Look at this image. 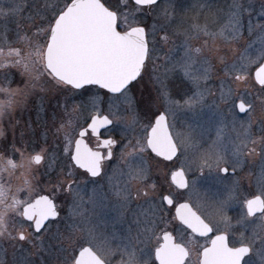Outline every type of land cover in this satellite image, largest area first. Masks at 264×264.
I'll return each mask as SVG.
<instances>
[{
  "label": "snow or ice",
  "instance_id": "obj_1",
  "mask_svg": "<svg viewBox=\"0 0 264 264\" xmlns=\"http://www.w3.org/2000/svg\"><path fill=\"white\" fill-rule=\"evenodd\" d=\"M253 12L245 0L226 11L215 0L187 8L180 0H0V120L33 93L98 85L113 94L108 114L96 98L87 116L67 104L54 114L62 145H25L0 127V247L11 248L10 264H264V11ZM13 69L22 87H10ZM146 77L155 89L131 95ZM120 105L128 116L116 115ZM82 119L91 122L77 132ZM121 120L132 135L104 140L106 155L84 142L89 128L98 134ZM117 145L109 192L93 187L85 199L83 185L96 181L79 180L77 169L101 177ZM149 149L173 162L171 183L182 191L157 200ZM251 167L259 194L244 201L237 223L252 233L230 246L227 209ZM170 207L190 238L177 242L166 230Z\"/></svg>",
  "mask_w": 264,
  "mask_h": 264
},
{
  "label": "rangeland",
  "instance_id": "obj_2",
  "mask_svg": "<svg viewBox=\"0 0 264 264\" xmlns=\"http://www.w3.org/2000/svg\"><path fill=\"white\" fill-rule=\"evenodd\" d=\"M194 2V0H180V4L182 7L187 8L189 5H191ZM232 2V0H215V3L217 4V6L221 9H224L225 11L227 10V6ZM246 3H251L254 7V12H253V16H258L260 14L261 11H264V8H262L261 6V0H245ZM151 13L149 14V22L151 21ZM255 37H251L249 38L247 35V32H245V39L246 40H250V39H254ZM13 82L10 85V87L15 88L17 86H21L19 85V74L18 71L13 69ZM4 82L2 80H0V84H3ZM4 86H9L7 84H4ZM87 89V91H85L84 89L81 90H74L72 92H59L58 90L53 89L50 92L47 93H33L30 94L26 99L23 100V103L18 104L14 111L11 112V114H6L2 120H0V127L3 128L4 132L6 133V135L8 136V134H10L11 136L14 134L17 140H20V138H22L23 135V130L25 127V123L22 119L21 114H23V107L30 102H37V103H42L44 104L43 109H45V103L47 100H51V95L52 92H54V94H56V96H58L60 98V101H62V107L60 108L59 114L63 113V108L64 105H78V106H82L83 107V114L84 116H87L88 113L91 111V107H90V101L92 98H96L99 105H100V109L102 108V104H108L107 102L110 101V98L112 96H108V94L106 95V93H104L102 90L100 89H96V88H85ZM149 89L154 90L155 89V83L154 81H150L149 78H145L144 81H142L139 85L136 86V88H133L131 95L139 98L141 96V90H143V92L146 94L147 91ZM6 97H4L3 95H0V99H5ZM178 98V97H177ZM72 106H68L69 110H71ZM124 105H122V114L117 115L118 117H125L128 116L129 113L124 111ZM102 110V109H101ZM161 111H163V109H161ZM241 118L244 117V114L241 113L240 114ZM57 116H55L56 118ZM58 119V118H57ZM184 117L183 116H178L177 118V128H180L183 125L184 122ZM169 120H171V116H169ZM122 121V120H121ZM41 122V120L39 121V123ZM46 121H44L43 119V123L44 125ZM80 122H84L83 119ZM143 123H147V121H142ZM154 122V120H153ZM122 124V134H121V140L123 139L124 136H131L132 133L127 132L125 130L124 124L123 122H121ZM50 125V130L46 131L44 133H42L41 135H44L46 137H49L50 135H52V133H56V127L58 126V120L53 122V123H49ZM24 126V127H23ZM42 126V124H41ZM81 126V125H80ZM46 128V126H45ZM53 128V129H52ZM80 128V127H79ZM79 128L76 129V131L78 132ZM22 134V135H21ZM138 137L143 135V133L138 129L137 132L135 133ZM213 137L215 135L214 130H213ZM57 136V135H56ZM77 136V135H76ZM51 137V136H50ZM58 137V136H57ZM43 138V137H42ZM45 138V137H44ZM50 140V139H49ZM52 140V139H51ZM59 142H49L47 144L45 143H35V144H28L30 146H35V145H41V146H54V145H62L63 141L62 138L58 137V139H56ZM55 140V141H56ZM19 147V144H18ZM31 150V147L30 149ZM37 151L39 150L38 148L36 149ZM57 151H59V149H56ZM145 158L151 163L152 165V177H153V181L157 184V190H156V198L157 200H159L160 198V193L161 191H163L164 195H168L169 192H177V191H182V190H177L174 185L171 183L170 180V171H174L175 170V166L173 164V162H166L163 161L151 154H149V150L146 151L144 153ZM178 166V165H177ZM249 173H251V175H249ZM84 173H80L78 172V176L77 178L79 180H84V181H91L87 175H83ZM259 175V169L258 167H251V168H245L244 171L240 174V180H241V187L239 190V193L237 194V199L235 201H233L231 203V205L229 206V208L227 209V215L229 217H231V222L233 225L232 230L230 231V234L233 236H235L237 239L240 238V234L241 232H244V234L246 236H250L252 233V227L249 226L247 228H245L244 224H240L237 223L238 220H240L246 213V209H245V203L244 201L246 199H250L253 197V195H258L259 194V190L257 188V177ZM104 177V176H103ZM102 177V179H103ZM96 181L95 184L89 182L85 185H83V193L85 194V199L88 198L89 195V190L94 187L97 186L99 184V180H94ZM209 182H205V188H207ZM40 186L37 185L36 186V190L39 191ZM205 188H202L201 191L204 192ZM215 192V188H212L211 190L207 191V196L208 197H212L214 195ZM42 193V192H41ZM21 199L26 198V193H22L20 196ZM58 203L62 204L63 201H58ZM170 213L169 209L166 208L165 209V215L166 218L168 220V224L169 226L166 229H170L172 227L175 226V219L173 217V215ZM258 217L259 214H257L256 217H249L248 221L249 224H254L255 222H258ZM107 227L109 228V230H111L112 224L109 221ZM118 227H127V225H119ZM158 235H161L162 233L158 232ZM184 234V236L186 238H190L191 236L187 233H185L184 231H180L179 235ZM180 237V236H179ZM200 245H204V242L202 241H198ZM152 247H156L157 243L155 241V239L152 240L151 242ZM4 247H0V264H3V262L5 260L9 261V264L12 260V254L11 251L5 253L4 251ZM253 259H256L255 257H253ZM192 260L195 261L196 260V254L195 252H193L192 255Z\"/></svg>",
  "mask_w": 264,
  "mask_h": 264
},
{
  "label": "flooded vegetation",
  "instance_id": "obj_3",
  "mask_svg": "<svg viewBox=\"0 0 264 264\" xmlns=\"http://www.w3.org/2000/svg\"><path fill=\"white\" fill-rule=\"evenodd\" d=\"M85 88H96V89H100L102 90L104 93H107L106 90H103L102 88H99L97 86H88ZM108 96H113V94L111 93H107ZM51 100H47L45 103V109H43V102L40 103H27L24 107H23V114H21L22 119L25 123V127L23 130V135L22 138H20L19 141H21L22 143H24L25 145L28 144H35V143H45V136L41 135L42 133L49 131L50 125L49 123H53L55 121H57L58 117L55 118L54 114H59L60 108L62 107L60 98L58 96H56V94H54V92H52L51 95ZM108 104H102V111L104 114H108V108H109V102H107ZM69 107L72 106L71 104L68 105ZM122 105H120V109L119 111L116 113V115H120L122 114ZM111 118V117H110ZM43 119L44 121H46L45 125L43 123ZM41 120V122L39 123V121ZM90 122V120L85 123V122H80V128L78 131H81L84 128L88 127V123ZM122 122V121H121ZM120 123H114L113 125H108L107 127H105L104 129H102L98 135H95L92 131L88 130V132L84 135V139L87 143V145L92 148L93 150H99L102 153H107V148L105 146L102 145V140H106V139H115L117 141L121 140V134H122V124ZM154 123V122H153ZM42 124V126H41ZM46 126V128H45ZM53 129V128H52ZM150 130V129H149ZM51 136V137H50ZM49 137H47V143L49 142H59L56 139H58V137L56 136L55 132L52 133V135H50ZM8 137H11L10 134H8ZM43 137V138H42ZM78 135L76 136V139H78ZM50 139V140H49ZM52 139V140H51ZM56 140V141H55ZM113 157L111 160L105 159V161L103 162V168H104V173H107V175H105L104 173H102L101 177H90V174H86L88 176V178L91 181L94 180H99V184L97 186H94L98 189L102 188V190L105 193L109 192V188L107 186V177L112 175V171L114 169H116L119 165V145H117L116 147L113 148ZM149 154L155 156L150 150H149ZM157 157V156H155ZM159 158V157H157ZM161 159V158H159ZM163 160V159H161ZM169 162V161H166ZM77 172L80 173H85L86 170L85 169H77ZM104 176V177H103ZM103 177V179H102ZM171 180V179H170ZM175 187V186H174ZM93 188V187H92ZM92 188L89 190V195L91 194V190ZM41 194H47V192H42ZM184 202L183 200H177L176 203H181ZM170 213L173 215V217H175V208L174 207H170L168 208ZM245 209H246V205H245ZM247 211V210H246ZM170 214V215H171ZM167 231L172 232L173 236L177 237V242H179V232L184 231L185 233L189 234L190 236L191 231L188 230L186 228V226L182 225L181 222L178 219H175V226L170 228V229H166ZM216 234L219 233H210L209 236L210 237H214ZM162 235V234H161ZM198 241H203L204 244L207 243V238L204 237H197ZM236 240H238L234 235L232 236L229 233V244L230 246H239L236 244ZM163 240L161 239L160 243H162ZM11 251V248H9V252ZM155 264H159L158 261H155Z\"/></svg>",
  "mask_w": 264,
  "mask_h": 264
},
{
  "label": "water",
  "instance_id": "obj_4",
  "mask_svg": "<svg viewBox=\"0 0 264 264\" xmlns=\"http://www.w3.org/2000/svg\"><path fill=\"white\" fill-rule=\"evenodd\" d=\"M86 86H91V85H86ZM85 86V87H86ZM93 86H98V85H93ZM98 87H100V86H98ZM104 90H106V89H104ZM107 91V90H106ZM91 122V121H90ZM89 122V123H90ZM105 127H107V126H105ZM105 127H102V128H100L99 129V132L102 130V129H104ZM83 130V129H82ZM88 130H90V131H92L90 128L88 129ZM150 131V130H149ZM95 135H98V134H96V133H94ZM78 139H80V137H78ZM83 140H84V142L86 143V141H85V139L83 138ZM104 140H102V142H103ZM87 144V143H86ZM103 145V144H102ZM150 150V149H149ZM95 151V150H94ZM151 151V150H150ZM154 155H156L155 153H153ZM159 158H161V159H163L162 157H159ZM251 199V198H250ZM247 210V209H246ZM257 214H259V213H257ZM214 238V237H213ZM163 243V242H162ZM158 261V260H157ZM158 263H159V261H158Z\"/></svg>",
  "mask_w": 264,
  "mask_h": 264
},
{
  "label": "trees",
  "instance_id": "obj_5",
  "mask_svg": "<svg viewBox=\"0 0 264 264\" xmlns=\"http://www.w3.org/2000/svg\"><path fill=\"white\" fill-rule=\"evenodd\" d=\"M62 102V101H61ZM62 104V103H61Z\"/></svg>",
  "mask_w": 264,
  "mask_h": 264
}]
</instances>
